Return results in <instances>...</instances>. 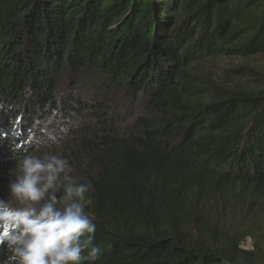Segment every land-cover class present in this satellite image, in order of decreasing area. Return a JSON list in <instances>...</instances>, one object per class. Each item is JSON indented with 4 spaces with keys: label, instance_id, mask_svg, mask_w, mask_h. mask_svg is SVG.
Masks as SVG:
<instances>
[{
    "label": "trees",
    "instance_id": "obj_1",
    "mask_svg": "<svg viewBox=\"0 0 264 264\" xmlns=\"http://www.w3.org/2000/svg\"><path fill=\"white\" fill-rule=\"evenodd\" d=\"M263 54L264 0H0V196L13 156L60 154L91 264H258L264 75L201 66Z\"/></svg>",
    "mask_w": 264,
    "mask_h": 264
},
{
    "label": "clouds",
    "instance_id": "obj_2",
    "mask_svg": "<svg viewBox=\"0 0 264 264\" xmlns=\"http://www.w3.org/2000/svg\"><path fill=\"white\" fill-rule=\"evenodd\" d=\"M5 134L0 133V139ZM9 175V197L0 196V264H85L101 258L96 224L85 205L89 183L71 176L60 154H24Z\"/></svg>",
    "mask_w": 264,
    "mask_h": 264
},
{
    "label": "rangeland",
    "instance_id": "obj_3",
    "mask_svg": "<svg viewBox=\"0 0 264 264\" xmlns=\"http://www.w3.org/2000/svg\"><path fill=\"white\" fill-rule=\"evenodd\" d=\"M239 66H247L258 72L259 74L264 75V54L263 55H257L250 57L248 59L242 60V59H219L216 61H209L201 66L203 72H205L206 75L210 76L212 81L216 83H225L228 87L232 85L234 82V79H230L231 73L229 72V69L231 68H237ZM242 248L246 250L252 249V241L250 239H246L242 243ZM259 253V252H258ZM261 254V253H260ZM262 261H260L258 264H264V249L262 250Z\"/></svg>",
    "mask_w": 264,
    "mask_h": 264
}]
</instances>
